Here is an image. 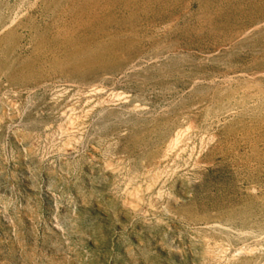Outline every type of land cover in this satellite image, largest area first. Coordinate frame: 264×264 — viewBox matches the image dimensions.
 <instances>
[{
	"label": "rangeland",
	"instance_id": "obj_1",
	"mask_svg": "<svg viewBox=\"0 0 264 264\" xmlns=\"http://www.w3.org/2000/svg\"><path fill=\"white\" fill-rule=\"evenodd\" d=\"M0 264H264V0H0Z\"/></svg>",
	"mask_w": 264,
	"mask_h": 264
}]
</instances>
